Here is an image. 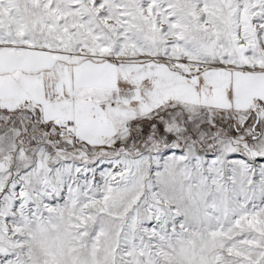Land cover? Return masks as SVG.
I'll return each mask as SVG.
<instances>
[{"label":"snow or ice","instance_id":"obj_1","mask_svg":"<svg viewBox=\"0 0 264 264\" xmlns=\"http://www.w3.org/2000/svg\"><path fill=\"white\" fill-rule=\"evenodd\" d=\"M0 264H264V0H0Z\"/></svg>","mask_w":264,"mask_h":264}]
</instances>
